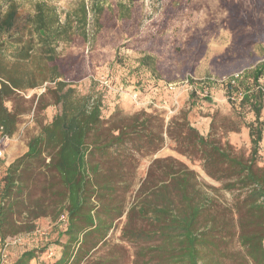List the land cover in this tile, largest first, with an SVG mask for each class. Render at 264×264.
Instances as JSON below:
<instances>
[{"label":"trees","instance_id":"trees-1","mask_svg":"<svg viewBox=\"0 0 264 264\" xmlns=\"http://www.w3.org/2000/svg\"><path fill=\"white\" fill-rule=\"evenodd\" d=\"M52 1L0 0V128L13 137L23 112L20 94L44 84L51 85L44 93L58 107L52 120L28 140L26 152L5 169L0 194L2 236H16L7 230L14 226L11 205H6L9 198L23 195L27 181L44 175L53 180L43 191L53 200L51 217L59 230L56 244L61 247L53 264H85L124 215L119 239L137 248L135 264H207L204 252L219 250L222 233L236 237L244 254L241 264H264V167L258 165L264 136V53L240 77L233 80V75L229 76L224 84L228 100L239 110L235 130L241 124L248 132L250 151L242 157L227 143L214 139V123L202 136L185 119L165 127L163 119L145 111L129 117L115 113L104 120L102 94L94 83L87 94H81L61 80L57 49L78 42L96 49L105 36L115 35L114 30L135 21L141 11L121 5L108 9V0H89L90 4L79 0L72 9L60 12ZM155 27L140 37V47H157ZM250 38L261 43L264 28L258 27ZM128 47L134 50L135 44L131 41ZM142 52L138 67L157 76L156 50ZM202 53L195 50L192 61ZM180 78L161 80L172 83ZM187 81L193 86L191 79ZM204 83L213 85L208 78ZM11 101L15 102L13 110L6 107ZM205 101L211 102L208 96ZM245 108L253 115L248 123L244 122ZM166 138L173 141L177 152L199 161L204 173L219 182L222 190L237 193L234 223L225 216L218 218L213 197L195 172L171 160L151 164L127 209L125 197L133 182L137 156L155 154L164 147ZM31 204L32 220L48 216L40 201ZM63 215L65 221L60 222ZM36 258V251L28 250L12 264H30ZM100 262L97 259L94 264Z\"/></svg>","mask_w":264,"mask_h":264},{"label":"rangeland","instance_id":"rangeland-1","mask_svg":"<svg viewBox=\"0 0 264 264\" xmlns=\"http://www.w3.org/2000/svg\"><path fill=\"white\" fill-rule=\"evenodd\" d=\"M78 1L53 0L52 4L61 12L72 9ZM85 1L90 4L89 0ZM117 5L140 9L139 18L122 29L114 30L115 35L105 36L96 49L80 42L73 46H59L61 80L81 94H87L91 83H94L102 94L104 120L115 113L129 117L145 111L158 115L165 127L170 122L185 119L202 136L211 131V124L214 123V139L221 144L227 143L235 154L247 157L250 151L248 132L241 124H238L239 130H235L233 123H239L235 115L239 110H235L237 105L234 104V107L228 100L224 84L229 76L242 74L245 68L263 58L264 39L261 43H253L250 36L257 34L258 27L264 28V0H108L106 7L116 9ZM152 25L157 28V47L147 48L156 50L157 76L137 65L142 50L147 49L137 43ZM131 41L135 44L134 50L128 47ZM197 49L203 52L202 56L192 61ZM177 76L181 78L172 83L161 80ZM187 78L191 79L193 86ZM207 78L213 82L210 87L204 83ZM261 83L264 85V77ZM48 87L51 88V85ZM193 90L195 94H192ZM207 96L210 103L205 101ZM20 97L23 112L18 118L14 137L6 146L8 154L0 163V194L6 167L24 154L21 149L26 147L28 140L58 111L51 97L40 89L25 91ZM14 106V101L6 103L9 110H13ZM243 112L244 122H251L252 113L247 108ZM261 119L264 120V109ZM222 126L225 128L221 129ZM137 158L133 182L125 197L127 209L151 164L155 160H171L195 172L197 180L213 197L216 205L213 211H218L219 219L225 216L227 221L233 220L234 223L236 220L237 193L222 190L219 182L204 173L199 161L177 152L173 141L166 138L164 147L158 152ZM258 165L264 167V136L259 145ZM48 182L53 180L40 175L35 181H27L28 189L23 195H12L6 201V205H11L14 223L12 230H7L23 239L19 246L11 249L12 260L28 250H35L37 255L30 264H53L60 257L61 247L56 244L59 230L51 217L53 200L48 192L43 191ZM34 201L42 203L48 216L32 220L29 211ZM124 216L115 221V227L105 243L85 264H94L97 259L102 261L100 264H135L137 248L119 239L125 223ZM30 227L32 230L28 231ZM226 228L231 229L229 225ZM220 236L221 247L215 253L204 252V263L241 264L244 254L236 237L228 238L225 233ZM59 241L63 243L64 238Z\"/></svg>","mask_w":264,"mask_h":264},{"label":"built area","instance_id":"built-area-1","mask_svg":"<svg viewBox=\"0 0 264 264\" xmlns=\"http://www.w3.org/2000/svg\"><path fill=\"white\" fill-rule=\"evenodd\" d=\"M241 73L235 74L231 79L235 80L240 77ZM49 84H44L40 91H45ZM39 90V89H38ZM12 138V137H11ZM7 135L4 134L3 129L0 128V163L5 159L6 146L11 140ZM1 203V198H0ZM65 221V216L60 217V222ZM23 239L20 236L15 237H3L0 232V264H12L14 260L11 259V249L19 246Z\"/></svg>","mask_w":264,"mask_h":264},{"label":"crops","instance_id":"crops-1","mask_svg":"<svg viewBox=\"0 0 264 264\" xmlns=\"http://www.w3.org/2000/svg\"><path fill=\"white\" fill-rule=\"evenodd\" d=\"M13 137H14V136H13ZM26 150H27V148H26V147H23V148L21 149V153H25ZM6 153L8 154L7 149H6L5 155H6ZM7 156H8V155H7ZM3 162H4V161H1V163H3Z\"/></svg>","mask_w":264,"mask_h":264}]
</instances>
